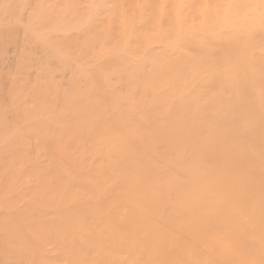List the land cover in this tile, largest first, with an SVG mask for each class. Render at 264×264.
<instances>
[{
	"label": "bare ground",
	"instance_id": "obj_1",
	"mask_svg": "<svg viewBox=\"0 0 264 264\" xmlns=\"http://www.w3.org/2000/svg\"><path fill=\"white\" fill-rule=\"evenodd\" d=\"M0 264H264V0H0Z\"/></svg>",
	"mask_w": 264,
	"mask_h": 264
}]
</instances>
